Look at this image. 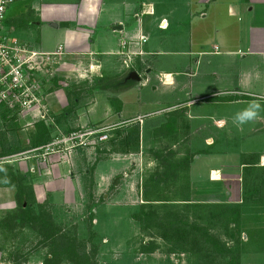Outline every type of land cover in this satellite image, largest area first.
Here are the masks:
<instances>
[{
	"label": "rangeland",
	"instance_id": "1",
	"mask_svg": "<svg viewBox=\"0 0 264 264\" xmlns=\"http://www.w3.org/2000/svg\"><path fill=\"white\" fill-rule=\"evenodd\" d=\"M75 1L17 0L7 9L4 33L32 50L52 52L59 42L58 35L54 34L49 24L36 26L35 22L40 19L39 12L29 6L34 3L46 5ZM189 1L104 0L101 22L113 16L131 19V12H128L131 7L139 8L142 2H154L159 6L158 14L170 18L173 26L174 18H188L185 5ZM130 22L134 25L135 20ZM100 26L93 36L95 52L101 37L107 40L105 43L110 39L108 30H102ZM173 30L171 27L169 31L162 32L153 27L149 31V46L159 55L150 58L153 59L152 65H145L152 70L149 75L151 82L147 87L134 84L121 93L122 97L117 96L121 88H116V85L125 73L115 78L107 75L101 78L95 70L90 71V63L86 60L79 67L78 61L71 58L68 67L64 64L66 60L59 59L48 74V80L43 83L44 96H41L42 102L35 111L37 115L4 112V107L0 106V193L3 194L0 196V264H46L51 252L50 243L42 240L39 231L21 221L22 210L27 204L21 207L16 189L9 184L11 176L25 188L31 212H43L49 216L50 222L61 234L81 245V251L89 256L91 264H199L196 253L171 251L170 243L163 240L159 233L156 234V230L133 219V215L139 213L142 207L148 209L149 206L154 207L153 210L161 216L176 215L188 223L207 227L223 241L230 244L237 242L240 247L239 264H264L262 187L257 200L246 199L247 192H244L241 198L226 202L210 204L209 201L199 200L187 205L178 201L179 197L188 194H180L178 176L168 177L173 170L178 171L183 167L182 162L174 164L176 150L164 156L159 148L151 147L152 143L147 141L155 134L160 135L162 130L167 133L172 130L174 136V117L183 113L175 108L165 113L166 106L175 103L174 93L156 80L160 72H172L176 77L175 72H179L186 63L191 64L194 58L177 54L179 51L175 47ZM112 42L115 40H110V46ZM190 44L187 42L184 47L189 50ZM110 60H114L113 55L107 56L106 64ZM145 77L141 76L142 81ZM116 96L126 100L122 115H118L119 101ZM258 96H264V93ZM262 98H250L248 102L256 100L264 107ZM204 100L192 112L198 114L197 108L201 107L205 108L207 115H231L233 118L248 104L214 106L215 99ZM41 112L44 113L43 117ZM166 116L172 120L159 127L161 120L166 122ZM259 117L264 118V110ZM41 124L51 128L50 138L53 140L72 131L101 133L88 138L91 145L86 147L64 149L61 146L59 149L43 148L31 152L33 149L30 146ZM243 127L245 133L229 136L228 146L232 144L229 147L234 152L240 148L264 151V124L254 120ZM104 136L106 138L101 141L100 137ZM166 140H169L168 137ZM198 149L205 151V143H198ZM231 154L235 161L238 156ZM155 181L159 186L154 185L156 190H151L153 195L149 198L146 191L149 187L153 189ZM155 194L158 197L162 195L167 202H154ZM206 205L213 207L206 208ZM219 206L239 207L237 226L230 224L225 228V223L222 224L217 217ZM150 246L152 248L148 250ZM59 264L74 262L63 259Z\"/></svg>",
	"mask_w": 264,
	"mask_h": 264
},
{
	"label": "crops",
	"instance_id": "2",
	"mask_svg": "<svg viewBox=\"0 0 264 264\" xmlns=\"http://www.w3.org/2000/svg\"><path fill=\"white\" fill-rule=\"evenodd\" d=\"M103 4L104 0H77L46 5L34 3L29 7L39 12L36 26L49 24L54 34L58 35L59 42L54 51L61 48L63 54L59 59L66 60V66L70 67L68 62L73 58L78 61L79 67L84 65L83 60L88 61L90 71L95 70L101 78L103 75L115 78L125 73L116 85L121 92L117 94L116 91L115 94L121 97L128 86L138 84L143 88L151 82V67L145 65H152L153 59L150 58L157 57L159 52L149 46V31L154 27L167 32L172 27L175 47L179 51L177 54L194 58L191 64L186 63L179 72H175L176 77L172 72H160L156 80L174 93L175 103L166 106L165 113L172 108L183 113L174 117V136L172 130L168 133L162 130L160 135L148 138V143H152L150 146L153 148H159L164 156L176 150L174 164L182 162L180 169L183 171L178 173L180 169L173 170L169 177L178 176V184L181 187L184 185L181 194L188 193L185 196L192 201L190 204L199 200L213 204L239 199L242 193L252 191L253 183L263 184L264 151L240 148L234 152L229 147L232 144L228 146L229 136L245 133L244 127L237 126L231 115H207L205 108L201 107L197 108V114L192 109L204 99H215L214 106H223L264 97L258 96L264 93V0H191L185 5L188 18H174L173 26L170 18L158 14L159 6L154 2H142L139 8L131 7L128 11L131 12V19L113 16L101 22ZM130 20H135L134 25ZM162 21L163 25L160 24ZM99 24L100 29L108 30L110 39L105 43L107 40L101 37L95 52L93 36ZM140 35L146 36L147 42L131 48L142 54L130 56L131 64L127 67L124 64L126 57L120 54L124 50L122 43H137ZM110 40H115L111 46ZM187 42H191L189 50L184 47ZM109 55H113L114 60L106 64L105 59ZM131 72L137 73L139 81L127 79ZM141 74L146 75L144 81ZM117 100L118 115H122L126 100L119 97ZM3 110L9 111L6 108ZM165 119V123L162 120L159 122V127L168 124L171 118L166 116ZM256 121L264 124V118L258 117ZM201 142L205 143V151L198 149ZM231 152L238 156L235 161ZM252 176L258 179L253 180ZM262 192L264 188H261ZM0 196L3 194L0 193Z\"/></svg>",
	"mask_w": 264,
	"mask_h": 264
},
{
	"label": "trees",
	"instance_id": "3",
	"mask_svg": "<svg viewBox=\"0 0 264 264\" xmlns=\"http://www.w3.org/2000/svg\"><path fill=\"white\" fill-rule=\"evenodd\" d=\"M56 84L57 82L55 81L54 85ZM50 129L51 128L48 125L41 124V127L38 128L37 131V137L32 142L30 149L40 148L51 143L54 138H50ZM9 184L12 188L16 189L21 201V207L23 208L24 203L27 204L22 210L23 215L20 217L21 221L34 227L36 231H39L42 235V240L50 243L51 252L50 257L45 261L46 264H59L63 259L70 260L74 262V264H91L89 256L85 254L83 250L81 251V245L77 243L75 239H69L65 234H61L59 229L50 222L49 216H46L43 212H39V214L31 212V206L27 202V197H25V188L22 187L12 176L9 178ZM261 184V182L253 183L252 191L246 193V199L248 198L250 201L259 199V196L262 195V193L260 195V187H264V183ZM154 185L159 186L155 181L152 185L153 189L149 187L146 191L147 197L153 195L151 190H156ZM182 191L183 188L180 187V192ZM149 198L147 199L148 202H150ZM153 198L156 199L153 200L154 202H167L162 195L158 197V195L155 194ZM178 201L186 203L187 205L191 202L188 200V197L181 200L179 199ZM212 207V205H206V208ZM153 208L154 207L151 206H149L148 209L142 207L139 213L133 215V219L146 225L145 227L156 230V234L159 233L163 240L170 243L171 251L189 252L191 254L196 253L200 259L199 264H239L240 247L237 242L230 244L211 233V231L205 226L188 223L180 217L172 214L161 216L156 213ZM199 208L203 207L199 206ZM217 209L218 220L222 224L225 223L226 229L230 224H234V226L238 225L240 219L239 207L219 206ZM148 248V250H151L152 246Z\"/></svg>",
	"mask_w": 264,
	"mask_h": 264
},
{
	"label": "built area",
	"instance_id": "4",
	"mask_svg": "<svg viewBox=\"0 0 264 264\" xmlns=\"http://www.w3.org/2000/svg\"><path fill=\"white\" fill-rule=\"evenodd\" d=\"M17 0H0V106L17 115H27L29 113L37 115L44 96L42 89L44 81H47L48 74L58 64L62 56L61 48L52 53L40 52L30 49L26 44L10 38L4 33V22L6 12ZM164 21L160 24L163 25ZM135 42L122 43L123 51L121 55L126 57L124 64L129 67L130 56L141 55L140 51H132L131 48L141 46L147 42L144 35H140ZM135 41V40H133ZM46 96V95H45ZM39 115V114H38ZM40 115H44L43 112ZM100 131L82 132L73 131L66 135H59L50 144L31 150L36 152L46 148L59 149L61 146L66 149L76 147H86L91 145L88 140ZM104 137H100L101 141ZM55 151V150H54Z\"/></svg>",
	"mask_w": 264,
	"mask_h": 264
},
{
	"label": "clouds",
	"instance_id": "5",
	"mask_svg": "<svg viewBox=\"0 0 264 264\" xmlns=\"http://www.w3.org/2000/svg\"><path fill=\"white\" fill-rule=\"evenodd\" d=\"M262 110H264V107H262L258 101H249L246 107L235 113L233 122L237 126H243L251 121L256 120Z\"/></svg>",
	"mask_w": 264,
	"mask_h": 264
},
{
	"label": "water",
	"instance_id": "6",
	"mask_svg": "<svg viewBox=\"0 0 264 264\" xmlns=\"http://www.w3.org/2000/svg\"><path fill=\"white\" fill-rule=\"evenodd\" d=\"M118 29H120V27H118ZM127 79H128V80H133V81H139V77H138V75H137L136 72H131V73L127 76ZM127 79H126V80H127ZM114 184H116V183H114Z\"/></svg>",
	"mask_w": 264,
	"mask_h": 264
}]
</instances>
